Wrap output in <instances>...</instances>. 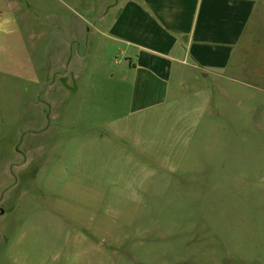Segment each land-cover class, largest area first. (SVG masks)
<instances>
[{"label": "rangeland", "instance_id": "374dc122", "mask_svg": "<svg viewBox=\"0 0 264 264\" xmlns=\"http://www.w3.org/2000/svg\"><path fill=\"white\" fill-rule=\"evenodd\" d=\"M65 1L0 0V264H264V36L233 81L132 112L54 43L103 0Z\"/></svg>", "mask_w": 264, "mask_h": 264}, {"label": "crops", "instance_id": "0c3cea01", "mask_svg": "<svg viewBox=\"0 0 264 264\" xmlns=\"http://www.w3.org/2000/svg\"><path fill=\"white\" fill-rule=\"evenodd\" d=\"M69 5L73 11L74 0ZM53 16L56 50L72 54L84 47L89 60L101 58V78L132 112L192 95L200 79L233 81L251 28L264 36V0H103L101 14L81 18L87 23L83 29L73 14ZM84 28V41L75 43ZM256 112L236 110L226 115V124L247 126ZM236 116L241 119L233 120Z\"/></svg>", "mask_w": 264, "mask_h": 264}, {"label": "flooded vegetation", "instance_id": "af4514ba", "mask_svg": "<svg viewBox=\"0 0 264 264\" xmlns=\"http://www.w3.org/2000/svg\"><path fill=\"white\" fill-rule=\"evenodd\" d=\"M1 200H3V197H2V199ZM2 212H4V210H3V208H2V210H1Z\"/></svg>", "mask_w": 264, "mask_h": 264}]
</instances>
